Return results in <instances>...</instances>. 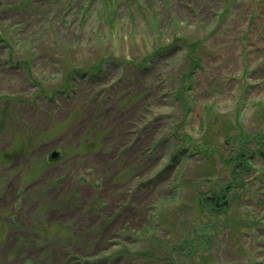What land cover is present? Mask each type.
<instances>
[{
    "label": "rangeland",
    "instance_id": "1",
    "mask_svg": "<svg viewBox=\"0 0 264 264\" xmlns=\"http://www.w3.org/2000/svg\"><path fill=\"white\" fill-rule=\"evenodd\" d=\"M0 264H264V0H0Z\"/></svg>",
    "mask_w": 264,
    "mask_h": 264
},
{
    "label": "water",
    "instance_id": "2",
    "mask_svg": "<svg viewBox=\"0 0 264 264\" xmlns=\"http://www.w3.org/2000/svg\"><path fill=\"white\" fill-rule=\"evenodd\" d=\"M59 155V152L57 150H53L50 155H49V159L53 160L55 158H57V156Z\"/></svg>",
    "mask_w": 264,
    "mask_h": 264
},
{
    "label": "trees",
    "instance_id": "3",
    "mask_svg": "<svg viewBox=\"0 0 264 264\" xmlns=\"http://www.w3.org/2000/svg\"><path fill=\"white\" fill-rule=\"evenodd\" d=\"M191 44V48L194 49L196 44L194 42L190 43ZM212 199H214L213 201L215 202V197H211ZM215 207V206H214Z\"/></svg>",
    "mask_w": 264,
    "mask_h": 264
}]
</instances>
